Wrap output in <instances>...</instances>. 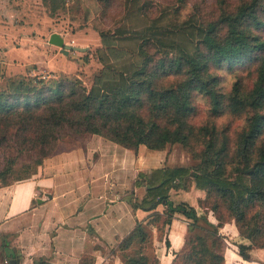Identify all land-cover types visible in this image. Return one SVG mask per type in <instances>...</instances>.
<instances>
[{
	"label": "trees",
	"instance_id": "trees-1",
	"mask_svg": "<svg viewBox=\"0 0 264 264\" xmlns=\"http://www.w3.org/2000/svg\"><path fill=\"white\" fill-rule=\"evenodd\" d=\"M42 1L52 13L66 7V0ZM69 1L72 18L88 19L82 0ZM87 1L111 24L98 31L101 68L88 89L65 76L0 87V184L12 185L22 159L39 165L65 138L84 149L98 136L134 155L179 145L194 164L137 173L132 190L145 194L136 202L132 191L128 203L149 214L110 255L160 264L146 253L147 230L162 235L178 215L187 231L170 264H225L219 229L230 221L249 244L228 248L251 261V251L264 249V0ZM191 190L204 194L200 216L170 200ZM6 257L18 263L13 251ZM78 264L95 258L82 255Z\"/></svg>",
	"mask_w": 264,
	"mask_h": 264
},
{
	"label": "crops",
	"instance_id": "crops-1",
	"mask_svg": "<svg viewBox=\"0 0 264 264\" xmlns=\"http://www.w3.org/2000/svg\"><path fill=\"white\" fill-rule=\"evenodd\" d=\"M12 1L0 0L1 15L14 16L16 9L11 5ZM28 1L23 0L24 4ZM33 65L37 66L35 63ZM96 137L91 138L85 151L80 150L86 158L83 167L89 163L84 168L79 160H75L70 170L56 169L54 174L40 171L28 181L0 188V264H9L6 256L11 251L17 258V264H34L40 259L48 264H78L80 257L85 254L94 257L95 264H123V254L111 256L110 250L137 222H142L148 216L149 213L140 209L133 210L128 203L132 191L136 202L142 199L145 191L144 188L132 190V184L128 186L126 181H120L118 185L102 181L106 180L104 178L113 168L121 170L123 174L128 173L129 167L136 169L138 159L132 158L130 162L129 151L124 149L121 152V147H112ZM93 141L97 142V147L93 146ZM97 151L98 160L95 161ZM63 158L60 157L59 164L64 168ZM90 159L93 160L90 162ZM82 172L86 176L77 178V174ZM82 185L87 189H82ZM67 186H70L69 190ZM59 187H66V190H60ZM113 191L115 196L112 198ZM181 193H175L177 195L173 199L171 194L170 200L173 203L176 199L177 203L185 202V199H181ZM45 194H50L51 200L37 204L36 200ZM86 194L88 197L85 202L82 199ZM199 197L197 195L195 199ZM185 203L193 207L198 216L202 215L195 203ZM159 208L158 211H162V207ZM166 231L171 243L172 258L173 253L182 246L183 233L173 230V227ZM5 243L8 244L6 249ZM263 250L251 251V261H244L235 253L227 251L224 255L225 264H264V254L260 253ZM229 252L233 255H229ZM165 254L166 250L163 256Z\"/></svg>",
	"mask_w": 264,
	"mask_h": 264
},
{
	"label": "rangeland",
	"instance_id": "rangeland-1",
	"mask_svg": "<svg viewBox=\"0 0 264 264\" xmlns=\"http://www.w3.org/2000/svg\"><path fill=\"white\" fill-rule=\"evenodd\" d=\"M82 1L84 2L86 12H89L88 19L86 20L82 17L72 18L67 11L70 4L69 0H66V7L64 9H59L54 13L50 11V4H45L42 0H29L25 4L23 0L12 1L11 5L16 9L14 16L5 17L0 14V87L5 85L8 79L21 80L35 77L37 79L49 81L64 76L68 79H79L84 87L87 89L90 87L93 77L101 68L95 54L100 46L98 31L109 28L111 24L107 26L104 24L103 20L96 17V7L94 3L87 0ZM53 34L59 35L63 39L65 45L85 48L86 50L84 52L70 51L67 55H63L59 48L49 44V38ZM46 49L48 50L46 51ZM33 63L37 66H34ZM37 67H40V69ZM96 138H99L102 143L111 145L112 147L115 145L98 136ZM97 145V142H94L93 146L97 147ZM141 148L140 152L138 150L137 155L129 152L131 153L130 162H132V158L138 159L137 168L134 165L136 169L133 170V168L129 167L128 173L123 174L121 170L113 168L108 172L106 178H104L106 180L102 181H108L111 185H118L120 181L122 183L126 181L128 186H130L140 170L144 173H148L155 167H188L194 164L190 155L186 154L179 145L167 146L160 154L150 151L145 147ZM121 149L122 148H120L119 151L123 152L124 149ZM80 150L85 151V148L83 149L79 142L71 138H65L58 143L54 153L49 158L44 159L39 165L30 163L28 159H22L19 164L15 166L12 173L14 179L13 184L28 181L36 177L40 171L42 173L45 171L47 174H54L56 169L62 170L67 168L70 170V166L74 164L75 160H79V163L83 167V162H85L84 159L86 158L82 155ZM61 156L64 157L61 159L63 160L62 165H64V168L59 164ZM91 160L93 159H90V162ZM94 160H98V151L94 156ZM56 161H58V166H56ZM130 162H128L127 165L130 166ZM27 165H29V167H27ZM86 165H89V163ZM78 176H86V173H78L77 178ZM120 177L122 180H119L121 179ZM1 187L5 186L0 184V188ZM68 187L70 186H67V188ZM81 187L82 189H87L85 185ZM63 188L64 187H59L60 190ZM63 190L65 191L66 187ZM192 191L193 192L189 193L182 192L181 199H185V202L195 203V206H197L195 197L200 195L199 198H203L204 194L196 190ZM171 194L172 199L177 195L175 192L170 193V196ZM114 196L115 192L113 191L112 198ZM87 197L88 194H86L82 200L86 202ZM177 200L178 199L173 200L174 203H177ZM201 211L204 213L202 209ZM207 219L210 223H217L211 212H207ZM199 226L207 228L203 222H199ZM171 227H173V230L183 233V236L186 234L187 224L185 220L178 215L175 216L171 225L165 228L162 235L154 232L153 229L147 230L150 236L146 245V253L150 259L152 257L157 258L160 264L161 260L162 263L165 262V264H168L173 258L170 256L171 243L166 231ZM199 231L200 230L196 229V233ZM219 233L224 237L226 243L224 255L227 251L233 252L232 249L228 248L230 244H249L247 239L240 236L233 221L225 223L219 229ZM166 241H168V245ZM164 250H166V254L163 256ZM133 251L134 250H131V252ZM231 252H229V255H233ZM260 253L264 254V250Z\"/></svg>",
	"mask_w": 264,
	"mask_h": 264
},
{
	"label": "water",
	"instance_id": "water-1",
	"mask_svg": "<svg viewBox=\"0 0 264 264\" xmlns=\"http://www.w3.org/2000/svg\"><path fill=\"white\" fill-rule=\"evenodd\" d=\"M49 44L57 47L60 49L61 54L67 55L70 51H79V52H84L86 49L85 48H79V47H73L71 45H65L63 39L57 35L53 34L49 38ZM51 200V195L50 194H45L44 197H40L36 200L37 204H43L44 202ZM9 264H16L15 260H10Z\"/></svg>",
	"mask_w": 264,
	"mask_h": 264
},
{
	"label": "built area",
	"instance_id": "built-area-1",
	"mask_svg": "<svg viewBox=\"0 0 264 264\" xmlns=\"http://www.w3.org/2000/svg\"><path fill=\"white\" fill-rule=\"evenodd\" d=\"M45 78V77H44Z\"/></svg>",
	"mask_w": 264,
	"mask_h": 264
}]
</instances>
